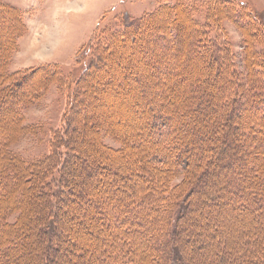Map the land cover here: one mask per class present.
<instances>
[{"label":"trees","instance_id":"1","mask_svg":"<svg viewBox=\"0 0 264 264\" xmlns=\"http://www.w3.org/2000/svg\"><path fill=\"white\" fill-rule=\"evenodd\" d=\"M212 1L223 4V11ZM231 5L242 28H253L264 42V13L245 2L209 0L204 21L185 18L184 10L183 15L160 8L138 20L124 16V33L102 39L96 32L67 78L57 65H47L52 75L47 79L40 68L9 72L19 26L5 28L8 40H0V264H264V46L260 52L247 44L248 73L241 72L214 20L230 14ZM5 12L3 24H8L11 13ZM177 23L181 30H175V41L179 36L181 45L168 57L170 79L151 83L150 68L142 67L143 83L121 79V86L101 95L112 96L111 107L118 108L114 127L125 151L111 150L92 132L90 150L102 156L89 157L80 135L89 125L93 131L105 124L99 116L105 105L94 104L98 115H90L91 122L85 116L84 127L75 123L90 104L85 93L118 75L116 69L114 74L99 70L106 68L105 58H115L121 50L116 46L130 37ZM192 23L203 31L187 29ZM55 76L68 90L62 125L50 152L28 162L11 145L30 129L24 123L26 105ZM122 88L120 99L114 92ZM250 103L259 109L254 114L245 109ZM116 153L122 155L119 160L110 155ZM105 170L114 179L101 178ZM96 177L101 187L95 188ZM25 204L29 218L20 223ZM16 206L21 215L12 220Z\"/></svg>","mask_w":264,"mask_h":264},{"label":"rangeland","instance_id":"2","mask_svg":"<svg viewBox=\"0 0 264 264\" xmlns=\"http://www.w3.org/2000/svg\"><path fill=\"white\" fill-rule=\"evenodd\" d=\"M231 1L235 2L236 6L239 5L240 2H245V7L248 9L253 8L264 13V0ZM208 2L209 0H0V40L3 41L5 38L8 40L6 30L10 26L13 28L16 23V25L19 26V31L13 36V42H11V52L7 61V69L9 72L15 71L16 73L40 68L46 71L47 76L44 74L42 75L47 79V77L52 76L51 73H49L50 71L46 69L47 65H57L62 69V77L67 78V73L78 65L76 60L81 49L88 43L90 38L94 37L96 32L99 31V35L96 37L102 36V39H105L109 35L126 32L123 22L124 16L130 17L133 20H138L145 17L147 14H155L160 8L167 7L170 9L176 8L178 12L185 11V15L182 12L181 14L187 19L188 17L186 15H191L198 21H204L207 15L206 7ZM211 3L218 12L223 11L225 8L221 6L223 4L218 2L212 1ZM231 7L232 8L229 9L230 14L228 11L223 12L218 15L219 17L214 18V20L219 24L224 33L223 35L220 32L221 37L230 43L232 49L230 55L233 62L236 61L239 67L237 68L245 74L246 71L248 73L246 68L247 44H251L253 50L260 51L262 45L264 46V42L260 39L259 35H255L256 30L254 31L253 28H242L243 25L237 22L233 16L235 8L233 5H231ZM5 11L11 13L9 14V18L11 19L8 20V24H3V20L6 16ZM12 19H16V21H12ZM217 23L210 26L211 36L217 31ZM176 26L170 25L168 28L161 27L158 29L159 32L150 29L147 35L142 33V35L140 37L137 36L136 39L130 37L129 41L125 43L121 42L119 46H116L118 47L117 49H121L118 50V52H123V55L116 51L118 55L115 56V58H105L109 61L106 64V68L103 66V68H99V70L101 72L103 71L105 74H109L113 72V69H116L118 75L115 74L116 78L108 79L107 82L104 81L98 84V87H93V92L87 91L85 93L86 103L89 102L90 104H86L84 112L81 111L77 118L78 123H75V128L84 127L83 121L85 116H89V121L91 122V120L94 119L93 116L96 114L98 115L96 110H94V104L101 102L105 105L106 109L103 111V114H99V116L105 120V124H97L93 131L89 125L87 134L80 135L81 142H83V150L89 149V157L102 156L100 153L90 150V148L93 147V140L89 138L92 132L93 135L98 133L104 143L103 145L111 148V150L119 149V151H125V144L121 141L114 127V111L118 108L111 107V100H113L112 96L107 95L102 97L101 95L106 92L109 87L117 88V84L121 86V81H119L121 79L125 82L131 81L134 84L143 83L146 78L154 84L157 83L159 79L161 82L163 79H170V77H172V69L168 57H171L170 54L173 53L174 50L180 49L181 45V43H179V36L175 41V30H181L178 23ZM6 27L7 29L5 30ZM187 29L203 31L199 25L193 23L189 27L187 26ZM154 31L157 33V36L154 35ZM132 34L134 35V33ZM145 38L150 41L146 42L144 40ZM115 42L116 39L113 42L114 46L116 44ZM183 44L188 46L186 40L183 41ZM116 52H114L113 55H115ZM126 52L128 53L125 54ZM182 61L184 60L182 59ZM154 62L160 65H152ZM142 67L150 68V71H148L150 75L146 74V78L139 73L143 71L144 68ZM59 81L61 82L58 76L52 78V80L37 93L34 101L27 104L25 107L24 123L28 125L31 130L28 129L25 133L18 134L19 138L13 141L11 149H13L14 153L19 157L28 162L29 160L43 158L50 152L52 137L54 133L61 128L68 100V90L65 83L63 84L64 87L62 85L61 88ZM159 87L162 88V85L159 84ZM123 91H125L124 88L119 91L115 90V96L118 94V98L123 99V96H121L124 94ZM143 97H147V95L141 96V99H143ZM129 101H132V103L134 102L133 100ZM252 104H248L245 109L253 110L251 113L254 114V110L259 109L255 108ZM108 105H110V108H108ZM140 107L141 106L137 105L138 109H140ZM90 117L92 119H90ZM157 121H160L158 116L157 119L154 120V123ZM117 125L119 126L118 123ZM125 126L126 124L123 123V127L121 128L123 129ZM164 130V127L163 129H158L157 135L163 133ZM110 155L116 158V160H119L122 156L119 153ZM102 173L103 176L101 178L114 179V177H111L113 174L109 171L105 170ZM101 178H93L92 181L96 185L95 188L101 187ZM74 179H76V177H74ZM81 179H83V177ZM64 206L67 207V203H65ZM14 209L15 211L11 215L12 220H16L21 215L18 206ZM24 209L26 210V215L24 219L22 218L20 220V223H24V220L29 218V208H27L26 204L24 205ZM30 209L32 210V208ZM72 214L75 215L73 212L67 215L72 217ZM86 227L87 224H83V228ZM78 249V251H75V255L81 251V248Z\"/></svg>","mask_w":264,"mask_h":264}]
</instances>
